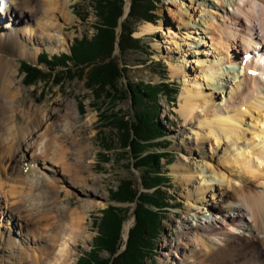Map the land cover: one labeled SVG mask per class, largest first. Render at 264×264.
<instances>
[{
  "label": "bare ground",
  "instance_id": "6f19581e",
  "mask_svg": "<svg viewBox=\"0 0 264 264\" xmlns=\"http://www.w3.org/2000/svg\"><path fill=\"white\" fill-rule=\"evenodd\" d=\"M191 2L199 8L197 13L191 9L195 16L182 8L176 20L185 23L187 37L188 29H198L188 25L198 23L201 45L210 50L201 52L210 58L195 59L200 75L192 78H187L185 57L169 66L171 75L183 80L177 95L183 123L174 145L180 158L170 164V172L184 186L186 203L176 235L162 239V256L175 257L171 264H264V0ZM68 4L0 0V222L6 223L0 224V264H74L73 246L85 230L83 209L63 202L50 207L46 202H16L20 196L12 198L14 179L9 175L19 180L41 177L56 198L58 185L64 183L82 195L95 192L84 172L90 142L81 136L91 116L81 119L71 99L58 98L45 103L42 114L28 117L25 125L18 122L17 99L24 88L16 58L35 61L43 48H65V24L75 21ZM158 26L147 21L134 36ZM247 52L250 58L244 57ZM214 89L225 91V99L210 105ZM186 133L192 135L193 146L183 141ZM39 136L42 143L51 142L50 150L40 146ZM207 144L216 156L206 155Z\"/></svg>",
  "mask_w": 264,
  "mask_h": 264
},
{
  "label": "rangeland",
  "instance_id": "374dc122",
  "mask_svg": "<svg viewBox=\"0 0 264 264\" xmlns=\"http://www.w3.org/2000/svg\"><path fill=\"white\" fill-rule=\"evenodd\" d=\"M188 1L69 0L68 7L75 21L65 24L68 34L65 48L54 52L43 48L35 61L16 58L24 88L17 99L21 103L20 126L26 124L28 117L42 114L45 103H53L58 98L71 99L81 119L91 116L81 136L90 142L84 172L88 176V187L96 193L82 195L64 183L58 185L60 194L56 198L51 186L41 181V177L19 180L15 174L9 175L14 179L12 198L20 196L16 202H46L49 207L63 202L72 209H83L85 230L73 246L74 264H79V259L94 248L99 228L104 226V210L109 205L121 209L118 213L122 220L114 243L115 252L111 255L107 251L98 252L99 257L109 259L107 264H131L126 256L118 258L117 255L127 246L138 204L156 214L158 231L151 238L144 237V243L134 233L133 242L143 247L145 256L141 255L139 261L134 260L132 264H171L175 258L163 259L160 247L164 236L176 235L180 211L186 203L184 186L177 183L170 172V164L180 158V151L174 145L179 141L175 132L183 123L177 109V95L183 88V80L182 76H172L169 66L183 62L185 57L188 59L183 62L187 78H192L200 75L195 59L210 58L201 52L203 48L210 50L201 45L203 34L198 23L188 25L198 29H188L187 37L186 28L181 25L185 23L176 20V11L189 8V13L198 12L197 3ZM195 12L191 16L194 17ZM147 21L159 25V30L134 36ZM193 51L198 54L190 55ZM2 54L10 57L7 52ZM24 64L36 67L37 71L32 70L34 72L27 77ZM222 69L225 73L230 70ZM229 75L233 80L232 74ZM220 90H212L210 105L224 101L226 93ZM13 132L7 130L6 134L13 136ZM41 137L40 146L50 150L51 142L42 143ZM183 139L194 145L190 133ZM208 146H204L206 155L216 156ZM222 147H218L220 152ZM151 158L154 163L150 162ZM33 175L40 176L36 171ZM134 192L130 201L118 198ZM84 202L92 206L88 208L83 204L81 207ZM126 223L127 229L124 228ZM0 224L5 227V220ZM112 226L109 222L104 229L109 232ZM3 230L0 228V233Z\"/></svg>",
  "mask_w": 264,
  "mask_h": 264
},
{
  "label": "trees",
  "instance_id": "16d2710c",
  "mask_svg": "<svg viewBox=\"0 0 264 264\" xmlns=\"http://www.w3.org/2000/svg\"><path fill=\"white\" fill-rule=\"evenodd\" d=\"M25 68L24 71H26L27 77L30 76V74L34 71H37V68L34 66L26 65L24 64ZM34 70V71H32ZM150 162L154 163V158L150 159ZM144 184V183H143ZM144 186L147 187V184H144ZM134 194L130 195H122L118 198L120 200H132L134 198ZM142 198H140L141 200ZM136 209V222L132 230L130 231L131 234H129L130 238L127 242V246L124 247V251L120 252L117 257H124L130 259V263L132 264V261L136 260L139 261L141 258V255L143 256L145 251L143 247L137 243V241L133 242V235L136 234L137 237L143 239V243L145 238L149 237L151 238L153 235H156V232L158 231L157 217L154 216V212L148 210L143 204H138ZM118 212H121V209L116 208L114 206H107L104 210V226H102L99 231V236L95 238L94 241V248L89 251L86 254V257L80 258L79 264H107L108 258H101L99 257L98 252L99 251H107L110 255L113 254L116 250L114 247V243L116 242L119 234V226L120 221L122 220V215H119ZM156 215V214H155ZM106 220V221H105ZM109 222L112 223L111 231L107 232L104 227H107L109 225ZM148 235V236H147ZM142 244V243H141ZM143 245V244H142ZM146 246V245H145ZM145 256V255H144ZM115 257L114 260L117 258ZM119 260V259H118ZM113 261V260H112Z\"/></svg>",
  "mask_w": 264,
  "mask_h": 264
}]
</instances>
